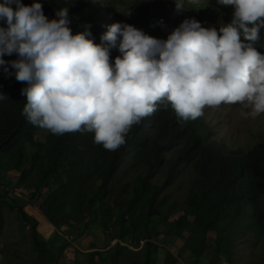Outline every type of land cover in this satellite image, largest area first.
Returning a JSON list of instances; mask_svg holds the SVG:
<instances>
[{"label":"trees","instance_id":"obj_1","mask_svg":"<svg viewBox=\"0 0 264 264\" xmlns=\"http://www.w3.org/2000/svg\"><path fill=\"white\" fill-rule=\"evenodd\" d=\"M4 2L0 0V4ZM21 2L30 5L33 0ZM39 2L50 20L67 8L73 34L90 25L94 43L100 44L108 30L104 13L89 0ZM0 26L6 28L7 22L0 20ZM260 33L259 52L264 47V28ZM118 55H122L118 47L111 49L113 63ZM18 58L16 54L4 56L6 62ZM26 86L15 79L14 70L9 67L6 73L0 66V190L13 195L14 191L3 187L1 176L9 170L19 174L16 187L25 189L30 199L26 198L25 205L15 202L13 207L31 227L38 264L60 263L48 253V241L38 230L39 220L25 209L29 200L41 210L31 206L39 218L44 214L57 227L56 238L64 240L58 232L62 227L66 234L78 229L83 234L93 220L100 219L104 226L114 220L119 229L116 236L126 244L115 245L111 264H122L121 256L123 261L130 259V264H156L148 240L150 229L161 226L162 205L169 197L163 190L185 163L191 164L194 172L189 203L176 218L163 222L166 242L176 237L183 240V251L188 250L195 259L213 248L206 264H221L233 259L238 241L250 234L255 243L264 241V134L249 148H233L216 138L204 114L184 120L177 117L170 103L158 104L153 114L131 127L124 144L109 151L95 143L93 132L54 134L31 124L22 114L27 101L21 89ZM161 170H166L165 180L153 182ZM132 173L133 178L125 180ZM2 197L0 192V203ZM140 225L143 230L136 237ZM210 233L216 236L211 246L207 243ZM141 240H145L144 259L132 260L130 257L138 256L143 248L135 251L128 245H138ZM96 253L89 254L91 264H95ZM178 260V255L167 252L162 264H177Z\"/></svg>","mask_w":264,"mask_h":264},{"label":"clouds","instance_id":"obj_2","mask_svg":"<svg viewBox=\"0 0 264 264\" xmlns=\"http://www.w3.org/2000/svg\"><path fill=\"white\" fill-rule=\"evenodd\" d=\"M218 3L234 8L230 23L218 30L189 18L158 39L116 22L97 44L90 25L72 33L67 8L50 20L39 0H5L0 66L27 85L21 89L27 101L22 114L31 124L54 134L93 132L95 143L109 151L124 144L131 127L158 104L170 103L184 120L202 116L205 107L241 104L249 109L241 116L254 119L264 114V54L255 47L264 28V0ZM176 7L183 9V0ZM117 47L122 55L113 63L110 52ZM13 54L19 58L6 62L4 56Z\"/></svg>","mask_w":264,"mask_h":264},{"label":"rangeland","instance_id":"obj_3","mask_svg":"<svg viewBox=\"0 0 264 264\" xmlns=\"http://www.w3.org/2000/svg\"><path fill=\"white\" fill-rule=\"evenodd\" d=\"M89 1L102 10L109 25L116 22L128 23L158 39H167L172 30L178 27L183 20L189 18L200 21L203 27H215L218 30L219 27L230 23L234 12L232 6L222 5L218 3V0H199L198 4L183 0L185 7L181 10H177L176 0ZM259 36L260 39L263 37L261 33ZM258 46L259 41L255 47ZM261 52L264 54V47ZM242 111L247 112L249 109L244 108L241 104H222L218 108L205 107L203 114L206 121L213 125L218 140L233 148L238 146L249 148L261 139L260 133L264 134V114L254 119L244 118L241 116ZM161 171L153 182L160 184L165 180L166 170ZM193 173L191 164L185 163L176 173L172 183L163 190L169 197L162 205L164 210V216L160 221L162 224L159 223L161 226H157L158 228L150 229V238L148 239L153 244V257L156 264L163 263L167 252L179 256L177 264H206V259L213 252V248H209L199 259H195V256L188 250L183 251V240L176 237V239L168 238L169 240L165 241L164 234L167 226L163 222L176 218L178 211L189 203L188 195ZM18 176L19 174L12 170L1 176V180L4 181L3 187L15 193L5 195V191L0 190L4 196L0 203V264H38V249L31 237V227L23 221L19 210L13 207L15 202L23 203L27 197L30 199L25 189L16 187ZM133 176L134 173L126 176L125 180L131 179ZM44 191L45 189H43ZM23 204L25 205V203ZM28 204L27 202L25 209L39 220L38 230L48 241L49 255L56 258L60 264H91L89 254L92 251H97L94 256L95 264H111L110 256L115 251V245L117 243L126 244V241L117 238L119 229L116 228L117 223L114 220L108 223L109 226H104L100 219L93 220L83 234H80L82 229H78L72 234L69 233L73 238L68 236L74 242L73 244L65 243V240L55 237L54 230H57V227L54 228L44 214H42V219L39 218ZM33 204H35L34 201ZM64 228L66 227L59 228V235L68 234ZM142 230L143 226L140 225L137 235L135 234L136 237ZM215 239L214 234L208 235L209 246L214 243ZM144 244L145 240H141L138 245H128L135 251L143 248L138 256L130 257L132 260L144 259ZM123 258V256L119 257L122 264H130V259L123 261ZM221 264H264V241L255 243L254 236L250 234L245 240L238 241L233 259L225 260Z\"/></svg>","mask_w":264,"mask_h":264},{"label":"built area","instance_id":"obj_4","mask_svg":"<svg viewBox=\"0 0 264 264\" xmlns=\"http://www.w3.org/2000/svg\"><path fill=\"white\" fill-rule=\"evenodd\" d=\"M29 204V206L31 207L32 205H34V207H36L39 211H40V209L37 207V205H35V204H33V201H31V200H29V201H27ZM27 205V204H26ZM71 236V234H67V235H64V233L62 234V237L64 238V240H65V243H72L73 244V242H74V240L72 241V238H73V236H71L72 238H70L69 236Z\"/></svg>","mask_w":264,"mask_h":264},{"label":"bare ground","instance_id":"obj_5","mask_svg":"<svg viewBox=\"0 0 264 264\" xmlns=\"http://www.w3.org/2000/svg\"><path fill=\"white\" fill-rule=\"evenodd\" d=\"M102 11V10H101Z\"/></svg>","mask_w":264,"mask_h":264}]
</instances>
